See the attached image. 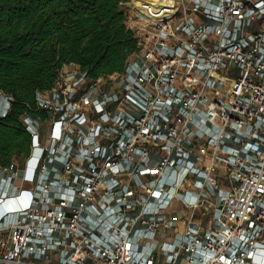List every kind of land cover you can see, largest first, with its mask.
Returning <instances> with one entry per match:
<instances>
[{"label":"built area","instance_id":"1","mask_svg":"<svg viewBox=\"0 0 264 264\" xmlns=\"http://www.w3.org/2000/svg\"><path fill=\"white\" fill-rule=\"evenodd\" d=\"M126 4L124 70L66 64L20 117L0 264H264V0Z\"/></svg>","mask_w":264,"mask_h":264},{"label":"trees","instance_id":"2","mask_svg":"<svg viewBox=\"0 0 264 264\" xmlns=\"http://www.w3.org/2000/svg\"><path fill=\"white\" fill-rule=\"evenodd\" d=\"M129 0H0V89L12 111L0 119V164L27 154L31 134L20 122L38 90L54 86L66 64L93 78L124 70L138 50L123 6Z\"/></svg>","mask_w":264,"mask_h":264},{"label":"rangeland","instance_id":"3","mask_svg":"<svg viewBox=\"0 0 264 264\" xmlns=\"http://www.w3.org/2000/svg\"><path fill=\"white\" fill-rule=\"evenodd\" d=\"M123 9H124V10H128L129 13H130V15L132 14L131 10L129 9V5L125 4V5L123 6Z\"/></svg>","mask_w":264,"mask_h":264},{"label":"snow or ice","instance_id":"4","mask_svg":"<svg viewBox=\"0 0 264 264\" xmlns=\"http://www.w3.org/2000/svg\"><path fill=\"white\" fill-rule=\"evenodd\" d=\"M11 203H13V202L10 201L9 204H11ZM260 256H264V252H261V253H258V254H257V257H258V258H259Z\"/></svg>","mask_w":264,"mask_h":264}]
</instances>
